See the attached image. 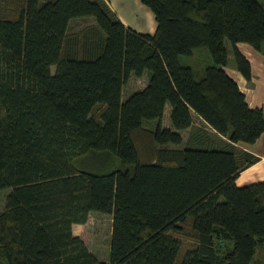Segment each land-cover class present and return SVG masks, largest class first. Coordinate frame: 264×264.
Instances as JSON below:
<instances>
[{
  "label": "trees",
  "instance_id": "obj_1",
  "mask_svg": "<svg viewBox=\"0 0 264 264\" xmlns=\"http://www.w3.org/2000/svg\"><path fill=\"white\" fill-rule=\"evenodd\" d=\"M141 2L153 34L106 0L0 11V264H264V182L236 184L257 161L237 144L260 138L264 112L225 70L231 53L251 81L237 44L264 54V5ZM78 19L92 22L69 32ZM201 47L211 63L181 59ZM132 79L145 84L125 95ZM85 156L102 170L76 168ZM92 212L112 216L107 261L73 233Z\"/></svg>",
  "mask_w": 264,
  "mask_h": 264
},
{
  "label": "crops",
  "instance_id": "obj_2",
  "mask_svg": "<svg viewBox=\"0 0 264 264\" xmlns=\"http://www.w3.org/2000/svg\"><path fill=\"white\" fill-rule=\"evenodd\" d=\"M110 8L115 11L127 27L141 32L153 34L156 21L152 11L141 0H106ZM237 48L251 63L252 79L248 82L239 73L234 64H228L227 73L234 78L240 90L245 94L250 107H261L264 112V54L254 50L249 44L238 43ZM250 56V57H248ZM258 62L259 64H255ZM169 113V108H167ZM198 122H201L198 120ZM242 150L257 157V161L240 172L236 179L239 186L256 182H264V131L253 144H237Z\"/></svg>",
  "mask_w": 264,
  "mask_h": 264
},
{
  "label": "rangeland",
  "instance_id": "obj_3",
  "mask_svg": "<svg viewBox=\"0 0 264 264\" xmlns=\"http://www.w3.org/2000/svg\"><path fill=\"white\" fill-rule=\"evenodd\" d=\"M264 5V0H258ZM22 0H0V11L4 13H11L16 7L21 4ZM15 11V10H14ZM115 12V11H114ZM116 13V12H115ZM117 14V13H116ZM92 22V19H78L74 20L70 27L69 32H73L79 30L85 25ZM227 47L230 49V43H227ZM255 50V49H254ZM258 52V51H257ZM261 53V52H259ZM263 54V53H261ZM245 56V55H244ZM246 57V56H245ZM250 57V56H248ZM247 58V57H246ZM181 59L185 62H189L195 65L196 68L204 67L206 64L211 63V56L206 47H201L195 50L194 55L191 57H181ZM248 59V58H247ZM234 59L232 54H229V64L233 63ZM255 64H259L256 62ZM54 67H52V71H54ZM145 81L142 79H132L130 80L124 87V94L130 93L132 90L138 89L144 86ZM124 97V96H123ZM170 114L165 112L164 123L169 126ZM155 121H144L143 125L146 128L154 127ZM145 135V136H144ZM136 133V140L143 146H145L143 151H141L143 156L149 157V152L152 148L150 147V137L144 133ZM147 137V138H146ZM104 161H100L97 159H93L90 156H85L82 158H77L74 160V165L76 168H84L90 170H102V165ZM9 191V189H5L0 191V212L4 207V196L5 193ZM112 230V216L109 214H103L99 212L90 213L88 220L85 224H75L73 226V233L81 237L84 241L88 249L93 252L99 259L103 261L108 260V253L110 249V236ZM192 244V240L189 238H182V247L188 248Z\"/></svg>",
  "mask_w": 264,
  "mask_h": 264
}]
</instances>
